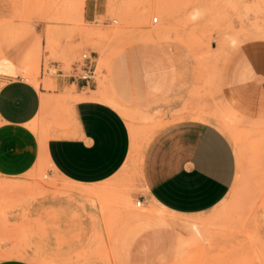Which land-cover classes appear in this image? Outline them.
<instances>
[{
    "label": "rangeland",
    "instance_id": "374dc122",
    "mask_svg": "<svg viewBox=\"0 0 264 264\" xmlns=\"http://www.w3.org/2000/svg\"><path fill=\"white\" fill-rule=\"evenodd\" d=\"M100 2L104 14L88 20L85 0H0V19L19 20L28 32L40 23L46 33L37 72L24 76L51 87L59 71L71 73L82 54L92 52L97 87L104 84L126 106L124 116L141 147L173 119L217 124L236 153L225 198L196 215L154 204L142 209L157 210L156 224H173L166 264H264V71L258 57L248 56L264 49V0ZM152 72L161 81L157 90L146 81ZM198 111L205 116L194 115ZM42 113L40 126L58 122ZM140 161L131 156L117 174L95 184L105 188L92 196L44 159L25 174H0V258L22 251L35 264H119L110 237L121 216L131 210L121 219L118 239L152 223L135 204ZM41 200L44 217L37 213Z\"/></svg>",
    "mask_w": 264,
    "mask_h": 264
},
{
    "label": "crops",
    "instance_id": "0c3cea01",
    "mask_svg": "<svg viewBox=\"0 0 264 264\" xmlns=\"http://www.w3.org/2000/svg\"><path fill=\"white\" fill-rule=\"evenodd\" d=\"M102 5L100 0H85L84 17L94 20L104 14ZM39 24L28 32L19 20H11L8 15L0 19V174H25L44 159L69 182L85 185L80 188L81 194L92 196L105 188L95 184L117 174L132 156L141 158L135 194L143 205L196 215L225 198L236 174V153L229 136L217 124L202 118L173 119L141 147L124 116L126 106L104 84L98 88L97 82L87 84L81 79L80 60L73 64L71 73L59 71L51 87L37 84L38 79L31 74L24 76L25 71L37 72L41 58L38 50L46 44L45 30ZM248 56L258 57L259 68L264 71V49ZM146 81L153 90L161 88L156 73H148ZM259 89L264 90V86ZM243 96L248 103L247 93ZM44 110L48 118L58 122L40 126ZM194 115L205 116L202 111ZM41 201L37 213L44 217L45 203ZM156 212L141 206L138 213L150 217L152 223L137 225L126 239L115 238L123 232L121 219L125 213L117 221L110 247L119 264L167 263L173 224L153 222ZM19 252H8L7 257L0 258V264H35L25 252L24 256L14 255Z\"/></svg>",
    "mask_w": 264,
    "mask_h": 264
},
{
    "label": "built area",
    "instance_id": "2783aa9c",
    "mask_svg": "<svg viewBox=\"0 0 264 264\" xmlns=\"http://www.w3.org/2000/svg\"><path fill=\"white\" fill-rule=\"evenodd\" d=\"M159 17L156 15L153 17V22H157ZM81 62V70L79 72V77L87 84H94L97 82V60L92 52H84L82 54ZM137 207H141L143 205V200L141 198L135 201Z\"/></svg>",
    "mask_w": 264,
    "mask_h": 264
},
{
    "label": "bare ground",
    "instance_id": "6f19581e",
    "mask_svg": "<svg viewBox=\"0 0 264 264\" xmlns=\"http://www.w3.org/2000/svg\"><path fill=\"white\" fill-rule=\"evenodd\" d=\"M17 11V10H16ZM15 13V12H14ZM140 208V207H139ZM19 255V254H18Z\"/></svg>",
    "mask_w": 264,
    "mask_h": 264
}]
</instances>
